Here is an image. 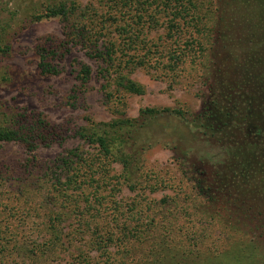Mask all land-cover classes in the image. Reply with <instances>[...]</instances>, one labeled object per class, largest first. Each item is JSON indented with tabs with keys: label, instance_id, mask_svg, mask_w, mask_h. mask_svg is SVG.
<instances>
[{
	"label": "trees",
	"instance_id": "obj_1",
	"mask_svg": "<svg viewBox=\"0 0 264 264\" xmlns=\"http://www.w3.org/2000/svg\"><path fill=\"white\" fill-rule=\"evenodd\" d=\"M26 1L29 0H0V54L10 52L12 32L26 21L60 18L64 21L62 37L48 35L35 47L41 74L60 75V64L78 47L100 63L105 96L117 107L124 104L123 95L145 93L142 85L130 79V73L139 68H157L152 51L147 56L137 52L147 46L141 37L146 25L153 26L160 13L170 10L175 18L170 20L171 27H179L178 13L187 11L189 15L188 9L196 8L198 0H91L86 6L77 0H35L24 14V22L17 23L19 6ZM202 4L211 13L205 11L190 18L194 32L187 41V52L193 54L175 51L169 68L183 66L186 58L196 66L197 59L209 87V106L193 127L221 150L223 159L215 164L202 161L199 167L204 169L199 174L204 176L195 184L199 195L187 198L192 203L202 198L204 204L194 212L183 208L178 219L166 215L158 221V210L140 194V205L134 202L131 206V225L128 211L117 214L116 207L103 203L99 196L114 180L138 194L142 190L169 189L161 172L146 170L144 156L148 147L147 140L145 144L142 141V132L160 117L184 120L183 110L146 108L136 119L119 114L120 118L107 123L86 119V124L79 126L71 120L55 124L40 113L14 111L0 105V144H19L32 155L40 148L78 139L97 151L86 157L82 151H69L58 162L60 166H54L68 174L65 178L51 168V172L37 175L31 172L32 177L20 178L16 173L11 187H18L19 191L0 192V197L6 199L0 207L15 214L21 209L11 208L9 203L33 204L26 189L36 183L33 179L44 180L48 193L43 204L53 206L48 215L52 246L61 239L63 223L70 222L73 238L88 237V247L105 257V264H255L257 258L264 261V0H205ZM169 38L174 36L169 33ZM132 50L136 53L130 55ZM72 73L83 88L94 77L92 67L77 60ZM77 99L76 94L74 103ZM114 163L123 167L119 176L110 174ZM194 167L195 171L199 169L196 164ZM182 174L188 175L183 170ZM166 204V200L160 203ZM30 211L27 209V214ZM183 217V225L178 224ZM202 218L207 227L200 230ZM218 225L227 236L232 234L239 239L237 246L210 252L218 243L213 236V227ZM0 237L15 240L19 235L5 229L0 230ZM185 243H189L188 247H184ZM114 248L118 249L119 260L111 252Z\"/></svg>",
	"mask_w": 264,
	"mask_h": 264
},
{
	"label": "rangeland",
	"instance_id": "obj_2",
	"mask_svg": "<svg viewBox=\"0 0 264 264\" xmlns=\"http://www.w3.org/2000/svg\"><path fill=\"white\" fill-rule=\"evenodd\" d=\"M34 1L29 0L20 4L21 13L17 23L24 22L26 18L24 14L29 11ZM77 1L83 6L91 2V0ZM202 2L205 0H198L196 8L188 9L189 15L187 11L178 13L176 23L180 25L179 27H171L170 20H175V18L170 10L160 13L153 26L146 25L147 28L141 37L147 46H141L137 52L147 56L149 51H152L157 68H139L130 73V79L142 85L145 93L143 95H123L124 104L117 107H114L105 96L102 88L104 83L100 76V63L88 57L85 51L78 47L74 48L66 60L60 64L63 67L60 75L41 74L35 47L42 38L48 35L62 37L64 21L60 18L35 23H26V21L12 32L10 52L0 54V105L10 110L37 112L55 124L71 120L79 126L85 125L86 119L97 123H107L112 119L120 118L123 114L125 117L136 119L140 111L146 108H171L185 112L184 120L173 116L160 117L142 132V141L145 144L147 140L148 147L144 156L146 170L161 172V177L167 180L169 189L142 190L138 194V192H132L121 181L114 180L109 181L110 184L108 183L104 190L99 192L102 202L110 203L113 208L116 207L117 214L121 215L128 211L131 225H133L131 206L134 202L140 205L138 203L140 194L152 202L153 207L158 210L156 217L158 221L166 215L175 216L178 219L181 217L180 213L183 208L189 207L191 212H194L204 204L202 198L198 203H192L187 199L189 195L193 197L196 194L199 195L195 184L199 177L204 176L199 174L204 169L199 165L203 160H208L209 164H215L223 159L221 150L211 144L212 142L209 143L193 127L206 112L210 98L205 72L199 65L200 61L194 59V62H198L195 66L191 64V59L186 58L183 66L177 69L169 68L173 54H177L175 51L186 54L190 49L187 41L194 32L190 25V18L207 11ZM208 13L210 14L211 11ZM169 33L174 36V39L169 38ZM135 53L136 51H129L130 55ZM187 54L193 53L187 52ZM75 60L93 69L94 77L85 88L80 86L72 73ZM76 94L78 99L77 103H74ZM74 150L82 151L85 157L87 154L97 153L92 146L78 139H70L62 145L40 148L32 155L19 144H0V168L3 172L0 179L4 180L0 182V192L9 194L12 190L16 193L19 191L18 187H11L12 176L16 173V176L24 178V176L37 175L41 171L51 172L53 170L65 178L68 174L62 173L61 169L56 167L60 166L58 162L69 151ZM56 163L57 166L54 167ZM194 164L199 168L197 171H195ZM111 168L112 176H119L123 170L119 163L112 164ZM182 170L188 175L184 176ZM33 180L36 183H30L26 189L28 200L33 204L12 202L10 205L9 203V207L21 209L19 214H14L15 211L10 213L0 207V230H13L19 235L15 240L0 237V264H105L106 258L88 247V237L73 238L70 222L63 223L61 239L55 243V246H52L49 242L52 232L48 229V215L53 210V206L46 207L43 204L48 193V186L44 180ZM180 189L181 191H178ZM162 200H166L167 204L161 206ZM0 202L4 204L5 197H0ZM27 209H31L30 214H27ZM184 220L183 217L178 224L183 225ZM204 221L206 220L202 218V224L198 225L200 230L207 227ZM213 229V236L216 237L215 240L218 243L210 252L226 251L237 246L239 239L232 234L227 236L228 233L223 227L218 225ZM210 242L207 244L210 245ZM171 245L174 247L173 244ZM188 245L189 243H185L184 247ZM117 250L114 248L111 252L114 258L119 260ZM206 250L200 249L204 252ZM114 264H116L115 261ZM255 264H264V261L257 258Z\"/></svg>",
	"mask_w": 264,
	"mask_h": 264
}]
</instances>
